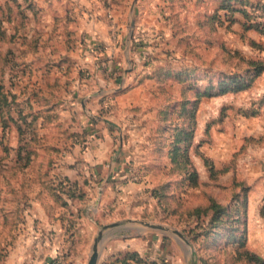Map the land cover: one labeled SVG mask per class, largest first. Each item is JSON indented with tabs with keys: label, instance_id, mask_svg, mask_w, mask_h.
Instances as JSON below:
<instances>
[{
	"label": "rangeland",
	"instance_id": "374dc122",
	"mask_svg": "<svg viewBox=\"0 0 264 264\" xmlns=\"http://www.w3.org/2000/svg\"><path fill=\"white\" fill-rule=\"evenodd\" d=\"M255 60L264 0H0V264H87L100 231L96 264H264ZM109 82L126 107L95 165L82 105Z\"/></svg>",
	"mask_w": 264,
	"mask_h": 264
},
{
	"label": "crops",
	"instance_id": "0c3cea01",
	"mask_svg": "<svg viewBox=\"0 0 264 264\" xmlns=\"http://www.w3.org/2000/svg\"><path fill=\"white\" fill-rule=\"evenodd\" d=\"M59 63L61 64V67H57L58 72L55 75L56 77H58L57 78L58 88L60 89L58 98H55L54 102L51 101V104H50L49 100L47 99V97L45 95L48 85L45 86V89L43 90L44 96L40 95V97L34 98L36 102H38V100H39L40 103L42 104V106H45V110H44L45 117H47V115H49V113H50L49 111L54 109V108H55L56 112H57V108H59L58 109L59 112H61V110H65L66 108H67L66 111H69V109H71V111L75 110V107H69V104L66 102V96L68 94V92L66 90V86H67V82L69 81V78H68L69 74L66 73L67 69H65V68L68 67V61L60 60ZM45 74L48 75L47 72H45ZM263 79H264V73L260 76L259 80H263ZM100 81H102V80L100 79ZM107 88L108 89H106L105 91L102 90L99 94L95 95V97H97V98L95 101L92 100V102L94 101L93 103L92 102H91V104L85 103L84 105H82L83 111L84 112L86 111L88 115L90 114V116L92 118L89 120V123L86 122V124H87L86 126L87 127L89 126V127H91V129H93L92 131H90V136H92V137L98 136L100 138V140L95 139L93 141L94 144L97 142L98 146L100 148H98V150H96V151H92V154H90V151H88L85 154V156L87 155L88 159H91L92 163H94L95 165H96V163L99 164L98 162H101L104 158H106V156L108 154L107 144L110 142L111 137H110V130L105 129L106 119L111 118L115 122H118L119 119H121V118H119L118 114L124 113L125 112L124 110L126 107L122 101L118 102L117 105H116V103H113L112 101L110 102V104L100 102L101 100L110 99L111 98L110 96H112L114 93L116 95V92L119 89L116 87L115 83H113V82H109ZM122 89H121V91H123ZM12 91L14 94L16 93L14 88ZM120 93H121L120 91H119V93L117 92V94H120ZM93 99H95V98H93ZM49 104L52 105L51 106L52 109H50L48 107ZM107 107H108V109H107ZM77 112H78V110H77ZM107 112L110 113L109 116L107 115ZM77 116L79 117V114H77ZM73 119H74V116H73ZM75 119H76V117H75ZM69 121H70L69 117L68 118L66 117V119L63 117H61V118L58 117V119H56V121H54L53 123H49V125L48 124H46V125L48 127H52V126H56V125L63 127L64 125L67 124V122L69 123ZM90 121H91V123H90ZM13 130H14V127L12 126V133L14 132ZM0 132H2L1 128H0ZM3 138H2V140L4 141ZM59 138H60V140L63 139V133L62 132L59 133ZM11 139L14 140L13 143L16 142L15 141L16 136H13ZM116 163L117 162L115 160L114 163H112V165H116ZM71 173H73V172H71ZM63 174L67 175V171L64 168H63ZM70 175H72V174H70Z\"/></svg>",
	"mask_w": 264,
	"mask_h": 264
},
{
	"label": "water",
	"instance_id": "95a60500",
	"mask_svg": "<svg viewBox=\"0 0 264 264\" xmlns=\"http://www.w3.org/2000/svg\"><path fill=\"white\" fill-rule=\"evenodd\" d=\"M148 227L150 228H153V229H156V230H159V231H162V232H173L174 234L180 236L181 238L184 239L183 235L178 232V231H169L166 227L164 226H161V225H154V224H146ZM117 226V224H110L108 225L107 227L108 228H112V227H115ZM105 239V233L100 231L98 233V236L95 238V241L93 243V246H92V253L89 257V260L87 262V264H96L97 263V260H98V257H99V247L100 245L102 244L103 240ZM185 241L187 242V240L185 239Z\"/></svg>",
	"mask_w": 264,
	"mask_h": 264
},
{
	"label": "trees",
	"instance_id": "16d2710c",
	"mask_svg": "<svg viewBox=\"0 0 264 264\" xmlns=\"http://www.w3.org/2000/svg\"><path fill=\"white\" fill-rule=\"evenodd\" d=\"M252 65H253L254 76L261 75L264 72V64L260 60L259 61H256V60L253 61ZM9 89L11 91L12 87L8 88L6 85L4 87H0V109H1V111H4L6 109L5 107L9 108L8 103L10 101L7 98V92ZM11 92L13 93V91H11ZM7 111H8V109H7ZM0 128L2 129V133H4L7 129H10V127L8 126V124L5 123V121L1 122Z\"/></svg>",
	"mask_w": 264,
	"mask_h": 264
}]
</instances>
